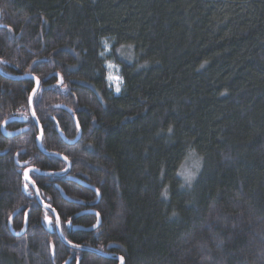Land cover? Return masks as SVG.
<instances>
[{
	"label": "trees",
	"instance_id": "16d2710c",
	"mask_svg": "<svg viewBox=\"0 0 264 264\" xmlns=\"http://www.w3.org/2000/svg\"><path fill=\"white\" fill-rule=\"evenodd\" d=\"M0 13V70L38 79L43 148L72 158L94 189L73 192L101 226L63 228L69 243L125 264H264V0H0ZM103 41L121 68L118 96ZM34 89L0 76V132L26 119L7 127L24 134L0 133V264H117L50 235L25 190L18 153L43 171L63 166L38 150ZM59 105L76 113V146L59 137L58 128L78 135ZM192 158L200 168L188 181L181 170ZM47 189L62 225L87 229L82 207ZM16 212L21 237L9 229Z\"/></svg>",
	"mask_w": 264,
	"mask_h": 264
},
{
	"label": "flooded vegetation",
	"instance_id": "af4514ba",
	"mask_svg": "<svg viewBox=\"0 0 264 264\" xmlns=\"http://www.w3.org/2000/svg\"><path fill=\"white\" fill-rule=\"evenodd\" d=\"M2 71V70H1ZM3 72V71H2ZM4 73V72H3ZM5 74V73H4ZM7 75V74H6ZM2 77V76H1ZM13 77V76H12ZM59 79V82L62 83V79L60 77H58ZM8 80V79H7ZM36 86V85H35ZM34 91V90H33ZM39 91V90H38ZM37 95V94H36ZM36 97V96H35ZM59 108V110L65 112L66 114H68V116L73 119V125L74 127H76V129L78 130L77 128V125H76V122L78 124V120L76 119V113H74V111L72 109H68L66 105L62 106V105H59L57 106ZM74 114V115H73ZM31 117V115H30ZM12 119H21V118H12ZM11 120V119H10ZM26 120V119H24ZM33 120V119H32ZM9 121V120H7ZM6 121V122H7ZM34 121V120H33ZM38 121V120H37ZM35 122V121H34ZM5 123V122H4ZM3 123V124H4ZM15 123H18V122H15ZM39 123V122H38ZM2 124V126H3ZM14 124V123H12ZM12 124H9L5 127V133L6 134H12V133H18V132H22V131H25V130H17V131H14V132H11V131H8L7 127L12 125ZM19 124H23V123H19ZM26 124V123H25ZM36 124V123H35ZM37 125V124H36ZM40 125V123H39ZM2 126H1V135L4 137V138H8L10 139L9 137L5 136L4 133H2ZM79 126V125H78ZM38 127V125H37ZM40 127L42 128V126L40 125ZM80 128V127H79ZM59 129V128H58ZM39 130V128H38ZM60 130V129H59ZM81 130V128H80ZM42 132H43V129H42ZM25 133V132H24ZM24 133H21L19 135H22ZM62 133V132H61ZM59 134V133H58ZM78 134H79V130H78ZM63 135V134H62ZM18 136V135H17ZM43 136H44V132H43ZM43 136H42V140L41 142L43 141ZM16 137V136H15ZM40 137V130H39V136L38 138ZM61 141L67 145V146H76L81 138H82V130H81V138L79 139V141L76 143V144H73L71 145V143H73L76 138L74 139H68L67 137L64 136V138L70 143V144H67L63 141V139L61 138V136L59 135ZM37 138V140H38ZM38 147V146H37ZM42 147H43V144H42ZM44 149V148H43ZM39 150V149H38ZM45 151V149H44ZM47 152V151H45ZM42 155H44L42 152H40ZM47 153H52V152H47ZM24 152H21V153H18L17 156H15V163L17 165V167L19 168L20 171L23 172V176H24V181H25V172L27 169H36L38 171H41L42 173H48V174H55V175H58V174H63L65 172H67L65 175H62V176H54V177H44L42 175H37L35 173H31L30 175V179L31 181L33 182V184L35 185V187L37 188L38 192H39V195H40V198L42 199V194H48L50 193L49 191H47L48 187H52L55 189V191L57 192V194H59L62 198V200L67 203V204H70L71 206H81L82 207V210L81 211V214L80 216L82 215H85L87 217H91V222H89L87 224V229H79L78 227H73L71 225H67L65 224L64 226L62 225V221L60 219V216L58 215L57 211L52 207L50 206L49 204H47L43 199H42V202L44 203L45 206L49 207L50 210H48L47 208H44L43 206L39 205L38 202H37V199H36V203L48 214L45 218H44V224L46 225V228L48 230V232L50 233V235H56L57 238L61 241L60 237H59V233L58 231L61 232L63 238L65 239V241H67L65 235L63 234V228H65L67 230L68 233H75V232H78V231H88V232H91V233H94V232H97V230L100 228L101 226V219L99 218L97 212H93V211H87V209L85 210L84 209V206L85 204L83 203V201L81 200V198L77 197V195L73 192V190H76V188L78 189H91V190H94L90 185H87L83 182H81V178L82 176H80V174H78L77 172L75 173L74 171V162H73V159H69L67 158L66 156H63V155H60L58 153H53V154H57L58 156L62 157L65 159V161L59 159V158H56V159H59L62 163H63V166H61V168L58 170V171H55V172H49V171H43V170H40L38 168H35V167H30V166H26V168H21L19 167V165H26L25 163H22V162H19V158L21 155H23ZM46 156V155H44ZM48 157V156H46ZM51 158H54V157H51ZM29 165V164H28ZM33 175L36 177L35 180L33 179ZM38 178H41V180H38ZM27 187H25V190L28 191V190H32L34 192V190L32 189V187L27 183V181H25ZM27 188V189H26ZM96 194L98 193L97 191H94ZM98 197V196H97ZM100 201V199L98 200V202ZM53 226H52V225ZM26 225V224H25ZM25 227V226H24ZM24 229V228H23ZM22 229V230H23ZM27 229V228H26ZM70 230V231H69ZM18 234V233H17ZM62 242V241H61ZM68 242V241H67ZM63 243V242H62ZM69 243V242H68ZM64 244V243H63ZM71 244V243H69ZM65 245V244H64ZM73 245V244H71ZM66 246V245H65ZM75 246V245H74ZM67 247V246H66ZM78 247V246H77ZM69 248V247H67ZM83 248V247H82ZM71 249V248H69ZM88 249H92L94 251H97V252H100L98 250H96V248H88ZM73 250V249H72ZM77 251V250H76ZM79 253H82V251H78ZM91 253V252H89ZM102 253V252H100ZM94 254V253H92ZM105 254V253H103ZM96 255V254H95ZM106 256H116V255H113V254H105ZM98 256V255H97ZM101 257V256H99ZM116 257H119V256H116ZM102 258H105V257H102ZM107 259V258H105ZM73 260H70L69 262H67L66 264H71ZM114 261L115 263L117 264H120V261L119 260H112ZM124 261V259H123ZM76 264H79L78 262ZM125 264V262H124Z\"/></svg>",
	"mask_w": 264,
	"mask_h": 264
},
{
	"label": "water",
	"instance_id": "95a60500",
	"mask_svg": "<svg viewBox=\"0 0 264 264\" xmlns=\"http://www.w3.org/2000/svg\"><path fill=\"white\" fill-rule=\"evenodd\" d=\"M0 19H1V13H0ZM0 76H2V77L5 78V79L13 80V81H23V80H25V79H31V80H34V81H35V85H36V86H35L34 91H33L32 94H31V97H30V100H29V108H30V115H31V118L35 121V123L38 125V128H39V130H40V137H39L38 140H37V146H38V149H39L40 152H42L44 155H46V156H48V157L59 158V159L65 161L64 158L58 156L57 154L47 153V152H45L44 149H43V147H42V142H41V140H42L43 132H42V128L40 127V125H39V123H38V121H37V118H36V116H35L34 109H33L34 99H35L36 94L38 93V90H39V87H40V82L37 83V80H35L34 77L29 76V75L24 76V77H12V76H8V75L4 74L1 70H0ZM34 93H35V94H34ZM15 122L25 124V123H26V120H24V119H11V120L5 122V123L3 124V126H2V133H4L5 136H7V137H9V138H13V137H15V136H17V135H19V134L25 132V131H22V132H18V133H12V134L9 133V134H6V133H5V127H6L7 125L12 124V123H15ZM76 125H77V128H78V130H79V134H78L77 139H76L73 143H71V145L76 144V143L79 141V139L81 138V130H80V128H79L77 122H76ZM58 133H59V135L61 136V138L63 139V141H64L65 143L70 144V143H69V142L63 137V135H62V133H61V131H60L59 129H58ZM26 166H28V164H26V165H19V167H21V168H26ZM31 173H35V174H37V175H42V176L48 178V177H54V176H62V175H65L67 172H65V173H63V174H58V175H55V174H48V173H42L41 171H38V170H36V169H27L26 172H25V181H27V183H28V184L32 187V189L34 190L35 197H36V199H37L38 204L41 205V206H43L44 208H47L48 210L51 211V209H49V207L45 206L44 203L42 202V199L40 198V195H39V192H38L37 188L35 187V185L33 184V182H32L31 179H30V175H31ZM26 189H27V188H26ZM16 215H17V212L14 213L13 216L11 217V220H10V222H9V229H10L11 233H12L14 236L21 237V236H23V235L26 233L27 223H26L24 229H23L20 233H18V234L15 233V231L12 229L11 224H12V221L14 220V218L16 217ZM58 233H59V237H60L61 241H62L67 247H69V248H71V249H73V250L82 251V252H91V253H94V254H96V255H98V256L105 257V258H107V259H111V260H119V261H120V264H124V261L121 262V260L119 259L120 257H116V256H106L105 254L100 253V252H97V251H94V250H92V249L82 248V247H77V246L71 245V244H69L67 241H65V239L63 238V236H62V234H61L60 231H58Z\"/></svg>",
	"mask_w": 264,
	"mask_h": 264
},
{
	"label": "rangeland",
	"instance_id": "374dc122",
	"mask_svg": "<svg viewBox=\"0 0 264 264\" xmlns=\"http://www.w3.org/2000/svg\"><path fill=\"white\" fill-rule=\"evenodd\" d=\"M103 50H104V53H103V58H104V68L106 70V82H107V86L109 88V90L115 95V96H118L121 94L122 90H123V87H124V82H123V78L121 76V68L113 62L112 58L113 57V53L111 51V45L107 42V41H103ZM130 58V57H129ZM109 63H112L113 65H115L116 67L113 68V69H109L108 67V64ZM113 72V74L115 75H119L122 80L120 82V91L117 92L116 91V82L114 81H110L108 79V75H109V72ZM193 160H189L185 166L183 167V169L181 170V174H182V177H184L186 180L188 181H191L194 177H195V173L196 171H198V169L200 168V163L199 162H195L196 160L194 158H192ZM188 176H191V179H187L186 177ZM186 184H189L186 182Z\"/></svg>",
	"mask_w": 264,
	"mask_h": 264
},
{
	"label": "snow or ice",
	"instance_id": "6c2138e0",
	"mask_svg": "<svg viewBox=\"0 0 264 264\" xmlns=\"http://www.w3.org/2000/svg\"><path fill=\"white\" fill-rule=\"evenodd\" d=\"M101 55H103V53H101ZM108 67H109V69H113V68H115L116 66L115 65H113L112 63H109L108 64ZM108 79L110 80V81H114V82H116V91L117 92H119L120 91V82H121V80H122V78L119 76V75H115V74H113V72H109V75H108ZM37 83H39V81H38V79H37ZM35 94V93H34ZM187 179H191V176H188V177H186ZM25 187H27V185H25ZM166 194V193H165ZM120 260H121V262H123V257H120L119 258Z\"/></svg>",
	"mask_w": 264,
	"mask_h": 264
},
{
	"label": "bare ground",
	"instance_id": "6f19581e",
	"mask_svg": "<svg viewBox=\"0 0 264 264\" xmlns=\"http://www.w3.org/2000/svg\"><path fill=\"white\" fill-rule=\"evenodd\" d=\"M97 196H98V200L100 199V195H99V193H97ZM52 225V224H51ZM53 226V225H52Z\"/></svg>",
	"mask_w": 264,
	"mask_h": 264
}]
</instances>
